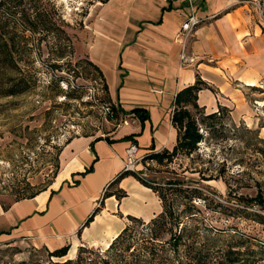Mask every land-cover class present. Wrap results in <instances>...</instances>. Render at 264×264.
Listing matches in <instances>:
<instances>
[{"label": "crops", "instance_id": "obj_1", "mask_svg": "<svg viewBox=\"0 0 264 264\" xmlns=\"http://www.w3.org/2000/svg\"><path fill=\"white\" fill-rule=\"evenodd\" d=\"M244 1L100 3L82 48L101 71L106 99L120 110L125 123L103 137L71 138L61 150L50 188L0 211V241L23 238L50 251L68 246L72 258L79 247L108 248L128 216L147 222L158 215L162 204L157 194L131 174L119 176L131 143L138 145L142 156L176 144L171 122L176 94L199 76L212 88L198 93V104L207 113L227 107L247 122L255 119L252 108L264 109V95L250 102L243 90H264V25ZM192 12L200 23L185 43L192 62L181 67L182 42L176 36ZM134 109L144 110L147 118L139 120ZM120 191L126 196L117 199ZM105 192L111 195L104 197ZM100 202V212L84 226Z\"/></svg>", "mask_w": 264, "mask_h": 264}, {"label": "rangeland", "instance_id": "obj_2", "mask_svg": "<svg viewBox=\"0 0 264 264\" xmlns=\"http://www.w3.org/2000/svg\"><path fill=\"white\" fill-rule=\"evenodd\" d=\"M11 1V7L0 6V22L16 42L18 69L4 66L0 81L7 87L13 76L28 87L23 94L0 98V211L16 199L50 188L68 140L81 135L103 137L123 124L120 117H105L101 108L105 92L87 66L82 48L103 0ZM243 90L250 102L264 95L259 88ZM225 108L214 119L203 120L199 126L203 140L195 152L150 163L147 175L162 189L166 178L184 181V198L172 192L166 198L174 200L176 213L186 222L187 240L195 239L216 259L226 254L224 264H264V209L245 204L257 194L264 198V129H260L264 109L252 108L255 119L243 122ZM193 113L199 120L204 118ZM194 189L200 198L192 197ZM128 235L116 248L128 244L127 255L133 260L150 230L145 223H134ZM86 249L91 253L86 257L106 255L105 249ZM49 252L31 240L11 238L0 241V264L62 263L76 259L78 253L55 258ZM170 256L177 264V254Z\"/></svg>", "mask_w": 264, "mask_h": 264}, {"label": "trees", "instance_id": "obj_3", "mask_svg": "<svg viewBox=\"0 0 264 264\" xmlns=\"http://www.w3.org/2000/svg\"><path fill=\"white\" fill-rule=\"evenodd\" d=\"M11 2V0H0V6L11 7ZM104 2H106V0L102 1V3ZM44 12H46V10H44ZM26 22L30 24V30L35 31V26L32 25L33 22L30 20ZM43 23L44 21H42V24ZM6 28L7 25L0 22V73L4 66H7L11 71L18 69V48L11 31H7ZM86 64L100 79L99 85H101L102 90L106 92L107 87L99 68L89 60ZM27 87L28 86L23 79L11 76L8 78L7 87H2L0 81V98L23 94L27 91ZM202 89L212 90L210 86L204 83L199 76H197L193 85L183 88L176 94L174 98V108L171 115L172 125L177 131L176 144L170 150L163 149L157 153H149L147 154L146 159L162 164L165 161L170 162L178 155H190L197 150L198 144L203 140V134L199 132V126L203 120H212L216 117V115H220L221 112L226 111L225 107L218 106L217 111L206 114L205 108L198 104V93ZM101 103H108L111 106L110 108L112 114L108 117L109 120L119 118L120 110L117 107L107 101V99ZM194 110L204 115V118L199 120L196 117V114L193 113ZM132 112L141 121L147 118L145 111L142 109H134ZM260 129H264V126H260ZM129 138L130 137L126 139ZM108 142L111 143L112 141L109 140ZM262 153H264V149H262ZM88 171L89 170H86V172ZM126 174L130 173H122L119 177L125 176ZM166 179L167 180L164 182L165 189H162L161 187L159 188L160 183H157L154 180L145 182L138 179L142 184L150 187L157 194L162 204V211L147 222L140 218L128 216L126 226L113 239L108 248L105 249L104 252L106 255L96 254L94 258L90 256L86 257L84 254L91 253L88 252L86 248L79 247L76 259H68L62 263L54 264H175L174 259L170 256V253L177 254V264H224L223 260L225 259L226 254L220 255L218 257L219 259H216V257L211 255L210 251H205L203 248L199 247L195 239L192 238L187 240L189 235L186 234V222L181 220L180 214L176 213L174 209V200L167 201L168 199L166 198V194L169 192L184 198L183 194L187 191L183 189L184 181L178 178ZM43 190L45 189L32 193L27 197L16 199L15 201L33 198ZM199 193L198 189H194L191 192L192 197L196 198H200ZM110 195V193L105 192L104 197ZM116 196L117 199H120L126 196V193L124 191H120V194H116ZM245 204H256L260 208L264 209V198L257 194L253 198L245 199ZM102 206L103 202H100L99 206L94 208L85 221L84 226H87L94 219L96 214L100 212ZM8 207H3V210H6ZM134 223H145L150 230V236L144 240L143 246L138 249L136 258L130 260V255H127L129 245L126 244L124 247H120L119 249L116 248V246L125 238V236V241L128 237H130L128 233ZM182 246V255H180L179 249ZM68 249V246H63L49 252V255L55 258H63L67 255ZM214 259L215 261H213Z\"/></svg>", "mask_w": 264, "mask_h": 264}, {"label": "built area", "instance_id": "obj_4", "mask_svg": "<svg viewBox=\"0 0 264 264\" xmlns=\"http://www.w3.org/2000/svg\"><path fill=\"white\" fill-rule=\"evenodd\" d=\"M252 7L253 14L260 25H264V0H246L244 1ZM200 23V19L192 12L182 24L180 31L178 32L176 38L182 42V49L179 55V64L181 67L191 64L192 59L186 54L185 43L190 38L195 27ZM95 91V88L92 87ZM156 93L161 91L155 90ZM110 104L102 103L101 108L104 110V115L106 118L111 116ZM125 123V121H123ZM146 155L139 154V147L135 143H131L125 150V157L123 160L122 173H130L136 178L142 181H149L146 167L153 163V160L146 159Z\"/></svg>", "mask_w": 264, "mask_h": 264}]
</instances>
